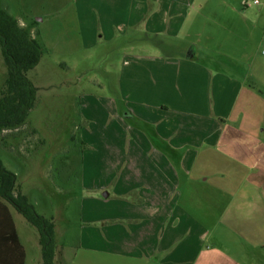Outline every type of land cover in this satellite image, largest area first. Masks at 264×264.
<instances>
[{"label":"crops","instance_id":"crops-1","mask_svg":"<svg viewBox=\"0 0 264 264\" xmlns=\"http://www.w3.org/2000/svg\"><path fill=\"white\" fill-rule=\"evenodd\" d=\"M249 2L76 1L84 48L130 45L101 133L116 159L83 184L78 261L56 264H264V0ZM15 19L33 38L44 20Z\"/></svg>","mask_w":264,"mask_h":264},{"label":"rangeland","instance_id":"rangeland-1","mask_svg":"<svg viewBox=\"0 0 264 264\" xmlns=\"http://www.w3.org/2000/svg\"><path fill=\"white\" fill-rule=\"evenodd\" d=\"M76 1L0 0L5 12L27 24L44 18L35 27L43 55L27 74L38 89L36 102L23 125L0 132V162L16 176L35 212L54 220L57 263L62 248L70 262L78 261L83 200L96 194L95 188L86 192L83 184L103 182L111 158L116 159L106 151L110 135L101 133L117 108L116 79L125 46L130 45L127 39H116L84 48L75 25ZM5 78L0 52V92ZM127 125L135 128L129 121L121 128L127 131ZM9 209L25 249V264H41L36 229Z\"/></svg>","mask_w":264,"mask_h":264},{"label":"trees","instance_id":"trees-1","mask_svg":"<svg viewBox=\"0 0 264 264\" xmlns=\"http://www.w3.org/2000/svg\"><path fill=\"white\" fill-rule=\"evenodd\" d=\"M0 52L6 78L0 92V132L23 125L34 107L38 89L28 79L40 62L42 47L33 38L29 27L0 7ZM9 206L15 209L38 233L41 264H55L59 247L56 224L35 212L17 184L16 176L0 162V264H24L25 251L20 244Z\"/></svg>","mask_w":264,"mask_h":264},{"label":"built area","instance_id":"built-area-1","mask_svg":"<svg viewBox=\"0 0 264 264\" xmlns=\"http://www.w3.org/2000/svg\"><path fill=\"white\" fill-rule=\"evenodd\" d=\"M249 3H251V4H258L259 3V0H250ZM245 4H247V3H245Z\"/></svg>","mask_w":264,"mask_h":264}]
</instances>
